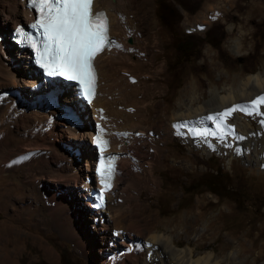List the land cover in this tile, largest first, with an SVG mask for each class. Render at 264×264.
<instances>
[{
    "label": "rangeland",
    "instance_id": "obj_1",
    "mask_svg": "<svg viewBox=\"0 0 264 264\" xmlns=\"http://www.w3.org/2000/svg\"><path fill=\"white\" fill-rule=\"evenodd\" d=\"M148 1L143 10L145 25L156 33L157 45L152 48L154 43H148L146 51L139 52L143 60L131 53L140 63L137 90L142 93L140 106L148 108L143 123L148 129L143 141L133 145L138 151L122 167L125 183H118L117 198L111 200L112 213L124 211L121 227L102 231L104 220L89 215L82 195L84 171L76 182H68L66 171L55 173L56 155L29 151L21 166L9 165L14 158L0 164V264H111L114 257L130 255L134 244L142 247L140 252L115 264H155L145 249L153 246L146 242L152 234L170 235L178 248L190 246L197 255L214 252L223 258L222 264H264V167L253 161L254 152L248 160L231 149L211 153L199 148L194 138L187 141L171 129L168 119L190 87L188 97L206 102L216 90L222 92L233 82L264 74V0H160L166 5L162 8L158 0ZM130 4L135 1L123 5L128 10ZM213 6L218 13L209 9ZM3 14L1 10L0 38L5 41L14 24L6 27ZM166 14L171 16L169 25L160 19ZM20 22H28L23 13ZM4 28L8 30L3 35ZM235 42L240 43V54L234 51ZM11 54L20 61V69L27 71L24 58H18L13 49ZM131 73L125 76L133 84L137 78ZM23 77L16 85L2 81L0 99L17 97L19 104L31 100L30 86H19ZM86 111V120L94 121L93 112ZM251 121L259 128L258 121ZM65 140L57 142L61 152L64 147L74 154L77 147ZM79 159L84 165V157ZM217 167L230 176L240 204L204 188L195 195L181 189L183 183L188 185ZM138 229L140 238L135 235ZM122 240L127 246L117 243ZM231 253H236V262L228 261Z\"/></svg>",
    "mask_w": 264,
    "mask_h": 264
},
{
    "label": "bare ground",
    "instance_id": "obj_2",
    "mask_svg": "<svg viewBox=\"0 0 264 264\" xmlns=\"http://www.w3.org/2000/svg\"><path fill=\"white\" fill-rule=\"evenodd\" d=\"M127 1L131 2L132 0H94L95 9L106 13L110 24L109 35L113 44L109 50L103 51L95 59V69L97 72L96 95L89 106L85 107V111L88 109L89 112H93L95 120L88 119L84 121L83 116L87 115L88 112L82 113L81 119L83 122L80 129L72 130L68 126L69 123H65L60 118L62 112L58 110L51 112L44 111L41 98L44 88H32L37 81L35 80L33 70L27 68L28 71H23L20 69V61L12 56V49H7L9 39L4 41V38L3 40L0 38V83L7 80V82L10 81L15 84V81L17 82L19 78L26 76V79L23 77L22 85L20 84L19 86H30L29 90L33 96L31 100L28 99L23 104L18 103L17 97H4L0 99V102L3 101L2 106L0 105V136L3 138L0 145L3 146L1 148L4 150L1 149L3 152H0V164L4 166L7 160L14 158L9 165L14 163L21 166L29 158H27L29 151L35 153L41 150V152L46 151L52 156L56 155L54 160L57 161L58 167L54 169L55 173L60 172V169L66 171L64 175L67 181L72 180L76 182L83 171L87 175L86 178H89L88 171L94 162L90 141L94 130H101V132L110 138V151L118 153L120 158L115 187L108 194V206L95 214V217L98 215V217H102L101 221L104 220L103 225H101L102 231L111 230V227L117 230V227H121V222L125 215L124 211L118 209L112 213L113 203L111 204V200L117 198V192H114V190L118 186V183H125V178L121 177L122 167L125 164L127 165L132 160L136 151H138V149L135 150L133 148V145L143 141L142 138L147 136L148 129L143 126L146 120L145 111L147 113L148 108L146 106L145 109H142V93H139V90H137V84L140 82L141 77L138 71L140 63H136L135 59L133 60L134 57H131V53L135 52L137 57L143 60L144 57L139 56V52L146 51L148 43H154L151 47H155L157 45V37L156 33L150 29V26L145 25L146 16L143 10L144 6H147L150 2L148 0H133L135 4H130L131 6L127 10L125 9V5H123ZM215 7L213 6L209 9L215 11L217 9ZM1 10H3L4 20L7 23H5L6 27H8L9 23L14 24V29L18 25H22L20 22V14L22 13L25 15L26 21H32L31 13L25 9L23 0H0ZM215 12L218 13V11ZM6 30L8 29L4 28L3 35L6 34ZM130 35L133 36V40L129 39ZM239 49L240 43L235 42L234 51L239 53ZM15 52L18 54V51ZM11 57L13 58V64L9 61ZM18 58H24V62L27 63L25 55H21ZM161 71L162 69L155 71V78H157ZM23 72L24 75L21 76ZM131 72L137 78V80L135 78L136 82L133 84L125 76L126 73ZM258 80L264 82L263 73L233 82L229 87L223 88L222 92L219 90L212 92L211 99L206 102L200 101L197 97H188L191 87L188 88V91L181 96L178 103L179 109L168 116L170 128L181 134L187 141H192L194 138V143L197 147L211 153H222L224 149H231L236 154L243 155L248 160H251L249 158H251V153L254 152L253 161L264 167V122H262L264 118L259 115L260 112H264V105L257 106L255 113L250 112L249 107H247L258 97L264 96V87L258 86ZM72 90V88L67 89L70 94H63L59 100L63 104L76 107L75 96ZM15 94L20 99H23L20 91H17ZM239 105H245V107L242 109L237 108L228 117L222 118V122L226 123L229 126L228 128L218 129L215 122L207 119L210 116H215L217 113ZM241 113L246 115H241ZM251 119L259 122V128L253 126ZM174 125H183V127H174ZM88 129L93 132L87 131ZM229 129H234L236 135L233 136ZM134 131L137 132L136 135ZM196 131L212 132L217 135L223 133L224 140L222 142L214 136H207L202 139L195 135ZM236 136L244 137V139H237ZM88 137V143L83 144ZM63 138H66L65 141L70 146L77 147L75 149L70 147L74 149V154L70 151L65 152L64 147H62L63 151L61 152V146L57 142L63 141ZM149 139L151 140V138ZM155 153L156 155L158 154L157 148H155ZM69 157L72 158L70 159ZM80 157H84V165L80 164V161H82V159H79ZM1 171L3 172V170ZM64 178L62 177L61 180ZM107 214L111 215L103 219ZM138 230L135 235L140 238L141 232ZM146 242L153 245L150 249H145L147 250L146 253H148L149 260L155 264L223 263V258H220L214 252L197 255L190 246L178 248L170 235L152 234ZM117 243H123L122 245L127 246L125 244L126 241L124 243L123 240ZM154 247L156 248L154 249ZM141 248V246L134 244L133 252L130 255H122V258H131L137 251L140 252ZM235 254L231 253L228 256L229 262H236L237 255ZM119 259V256L114 257V261ZM1 261L3 262V260ZM7 261L4 262L6 263ZM114 261L111 264H115ZM121 263L123 262L121 261ZM116 264L119 263L116 262Z\"/></svg>",
    "mask_w": 264,
    "mask_h": 264
},
{
    "label": "snow or ice",
    "instance_id": "obj_3",
    "mask_svg": "<svg viewBox=\"0 0 264 264\" xmlns=\"http://www.w3.org/2000/svg\"><path fill=\"white\" fill-rule=\"evenodd\" d=\"M32 2L38 12V20L34 27L42 30L43 43L37 42L23 29L17 32V35L24 36L20 43L33 50L36 62L47 75L61 76L69 81L78 82V86H82L83 95L90 100L94 96L97 79L94 61L98 54L110 49L113 44L106 14L93 11L94 0H32ZM259 105H264V96L258 97L247 107L250 112L255 113ZM244 107L245 105L233 106L207 119L215 122L218 129L228 128L229 126L222 122V118L228 117L237 108ZM259 115L264 118V112H260ZM229 130L233 136L236 135L234 129ZM195 135L202 139L214 136L222 142L224 140L223 133L217 135L212 132L196 131ZM236 138L244 139L241 136ZM102 143L106 145L108 142ZM97 144H101L100 137H97ZM101 169V180L105 184V190H108L111 187L110 177L115 175L114 165H102Z\"/></svg>",
    "mask_w": 264,
    "mask_h": 264
},
{
    "label": "trees",
    "instance_id": "obj_4",
    "mask_svg": "<svg viewBox=\"0 0 264 264\" xmlns=\"http://www.w3.org/2000/svg\"><path fill=\"white\" fill-rule=\"evenodd\" d=\"M158 6L160 8L166 7V5L162 4L160 0H158ZM160 19L162 22L169 25L170 24L169 21H171V16L170 15L168 16L167 14L162 15ZM230 179H231L230 176L226 172H223L221 169L217 167L214 168L212 172L205 173L202 176H200L197 180L191 181L190 183H188V185L187 183H183L181 189L186 194L195 195L199 192L200 188H204L205 190L209 191L211 194L215 195L216 197L232 200L235 204L238 205L240 204L238 191L230 186L231 184ZM62 256H64V254Z\"/></svg>",
    "mask_w": 264,
    "mask_h": 264
},
{
    "label": "clouds",
    "instance_id": "obj_5",
    "mask_svg": "<svg viewBox=\"0 0 264 264\" xmlns=\"http://www.w3.org/2000/svg\"><path fill=\"white\" fill-rule=\"evenodd\" d=\"M258 86L264 87V82L258 80Z\"/></svg>",
    "mask_w": 264,
    "mask_h": 264
},
{
    "label": "flooded vegetation",
    "instance_id": "obj_6",
    "mask_svg": "<svg viewBox=\"0 0 264 264\" xmlns=\"http://www.w3.org/2000/svg\"><path fill=\"white\" fill-rule=\"evenodd\" d=\"M91 153L94 155V152H93V150L91 149ZM95 156V155H94Z\"/></svg>",
    "mask_w": 264,
    "mask_h": 264
}]
</instances>
